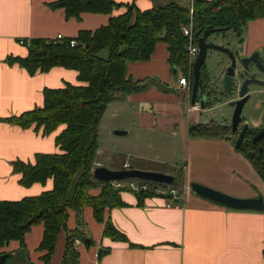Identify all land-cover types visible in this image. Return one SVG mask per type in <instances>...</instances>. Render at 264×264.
Listing matches in <instances>:
<instances>
[{
    "label": "crops",
    "instance_id": "obj_1",
    "mask_svg": "<svg viewBox=\"0 0 264 264\" xmlns=\"http://www.w3.org/2000/svg\"><path fill=\"white\" fill-rule=\"evenodd\" d=\"M53 1L0 0V199H20L52 188V178L29 186L20 184V174L13 171L12 162L22 160L33 163L36 153L59 152L55 136L64 127L60 124L50 133L42 134V128L36 129L34 125L21 127L3 121V118L41 106L45 87H61L67 82L80 83L75 69L53 66L47 71L29 74L18 63H9L6 58L27 55L28 48L20 40L52 39L57 34L74 37L79 30H94L106 24L111 15L123 13L125 2L131 0H118L123 3L110 13L82 12L79 18L66 17L62 7L49 5ZM134 2L141 10L153 6L151 0ZM241 36L239 50L242 53L264 51V13L247 20ZM168 56L167 44L158 41L148 59L127 62L126 75L134 80L150 78L152 81L146 89L120 96L111 103L120 101L124 111L133 108L137 123L146 129L160 128L174 134L176 127L190 155L191 163L187 161L186 172L182 171L180 175L172 166L166 167L153 161L136 165L129 163V167L158 170L170 173L174 178L177 175L181 184L176 187L171 183L177 189V196L168 205L167 197L151 193L139 201L136 192L111 183L113 188L103 210V218H110L126 240L112 239L103 234L104 221L95 219L90 205L82 207L80 224L75 211L69 209L67 228H80L90 240L86 243L78 239L75 245L79 252L78 264H264V209L232 208L203 197L190 187L191 178H202L199 177L198 166L203 162L201 156L204 150L212 144L223 151L218 154V159L223 161L211 165V168L220 166L227 176L213 181L198 179L199 183L234 196L253 197L256 191L252 181L260 183L264 177L257 173L244 153L230 143V138L189 135V126L202 120L188 114L196 110L188 109L191 102L184 92L186 113L182 110L181 100L173 92L178 83H170L172 74L178 70L171 67ZM197 150H200L199 154H196ZM195 155L200 156L196 158ZM105 157L104 150L98 146L93 167L99 158ZM123 163L111 159L109 168H123ZM101 188V183H97L88 192L96 196ZM42 233V223L33 224L25 233V255L20 252L19 241L15 239L7 241L0 252L12 254L10 264H39L43 253L38 250ZM65 238V230L61 229L50 264L61 263ZM99 247L105 252L98 259Z\"/></svg>",
    "mask_w": 264,
    "mask_h": 264
},
{
    "label": "trees",
    "instance_id": "obj_2",
    "mask_svg": "<svg viewBox=\"0 0 264 264\" xmlns=\"http://www.w3.org/2000/svg\"><path fill=\"white\" fill-rule=\"evenodd\" d=\"M122 3L118 0H55L49 5L62 7L66 17L79 18L82 12L110 13ZM125 6L123 13L111 15L106 24L94 30H79L76 36L64 37L62 41L32 38L24 43L28 48L26 56L6 58L9 63H18L29 74L47 71L53 66L75 69L80 83L45 87L41 106L3 118V121L21 127L34 125L36 129L42 128V134L50 133L60 124L64 127L55 136L59 152L36 153L33 163L12 162L13 171L20 174V184L29 186L52 178L53 186L37 195L0 199V248L15 239L19 241L20 252L27 254L24 235L33 224L42 223L38 250L43 253L39 264H50L61 229L65 230L66 238L60 264H78L79 252L74 240L84 241L87 237L78 227L67 228L66 221L68 210L72 209L80 224L84 205L92 207L97 221H104L103 234L126 240L110 218H103L113 186L111 181L95 179L92 166L98 148L99 119L108 103L146 89L152 81L150 78L134 80L126 75L127 62L148 59L155 44L164 41L171 67L187 75L190 64L184 48L183 25L191 21L196 38L208 26L215 29L230 27L242 33L247 20L264 13V0H194L192 14L179 0H164L162 4L144 10L139 9L134 0L125 2ZM70 38L75 39L74 45L69 44ZM103 48L108 50L106 58L99 55ZM188 132L191 136L221 134L215 125L200 123L190 125ZM236 148L263 177L264 154ZM179 181L174 178L172 185L177 187L181 184ZM97 183H101L102 188L93 196L88 190ZM136 193L139 201L150 194L145 191ZM11 258L12 254L6 253L5 263L10 264Z\"/></svg>",
    "mask_w": 264,
    "mask_h": 264
},
{
    "label": "rangeland",
    "instance_id": "obj_3",
    "mask_svg": "<svg viewBox=\"0 0 264 264\" xmlns=\"http://www.w3.org/2000/svg\"><path fill=\"white\" fill-rule=\"evenodd\" d=\"M163 2L164 0L152 1L154 6L162 4ZM99 55L102 57L107 56V48H103L99 52ZM179 74H181L180 70L176 71V74H172V80L170 83L175 85ZM260 77L264 78V73H262ZM173 92L179 96L182 110L186 113V95L179 88V86H176ZM109 103L110 105L105 108L98 123V146L104 150V154L106 155L105 158H99L98 161L102 163L103 166L109 168L111 166V159H115L117 163L123 161L124 163H131L133 165L143 161L149 163L150 161H153L156 162L155 164L164 165L166 167L172 166L173 170H176V172L178 171L180 175L182 171L186 172L187 161L189 164L191 163L190 155L187 153L186 145L180 139L176 127H174L173 130L175 132L174 134L160 128L146 129L137 123L138 121L136 119L135 112L132 110L133 108L131 110L124 111L121 108L120 101L117 100ZM114 108H116V110H114ZM263 111L264 86L256 85L250 91V97L243 105L241 116L250 127H258L264 124V121L262 120ZM210 112H213L217 122H221L223 121L221 116L226 112V109L217 108L210 110ZM188 114L190 116L196 115L202 120L210 113L208 110H201L191 111L188 112ZM115 129L125 130L126 133L121 135L113 134L112 132ZM216 140L219 139L216 138ZM230 143L233 144V139L231 137ZM206 149L204 150V155L201 156L203 162L201 161L199 163L200 166H198L199 177L202 178H191V182L197 181L198 179L201 181H204V179L212 181L222 180L227 176V173L222 171L220 166H216L214 169L211 168V165H214L218 161H221L222 163L223 160L221 157V159H218V154H222L223 151L219 149L216 144H212ZM199 153L200 150H197L196 154ZM195 156L197 158L200 155ZM221 163L219 165H221ZM193 167H195V165H193ZM177 168H179V170H177ZM179 179L180 178L176 175L175 181ZM260 180V183L255 180L252 182L256 195H261L264 200V178H261ZM149 182L153 181L149 180ZM200 183L204 184L202 182Z\"/></svg>",
    "mask_w": 264,
    "mask_h": 264
},
{
    "label": "water",
    "instance_id": "obj_4",
    "mask_svg": "<svg viewBox=\"0 0 264 264\" xmlns=\"http://www.w3.org/2000/svg\"><path fill=\"white\" fill-rule=\"evenodd\" d=\"M229 29L231 28L224 27L214 29L211 26H208L197 38L199 50L192 64L193 81L191 84L190 102L192 104L195 102L197 87L199 84L198 67L205 56L206 49L210 48L217 50L221 52L223 56L221 59L216 61V69L218 72H220L221 75V83L223 91L225 93V98L228 99L229 97H231L226 103V108L227 106L233 107L232 120L233 123H235L240 116L244 103L250 97V91L252 90V88L256 85L264 86V78H259L255 75L256 73H264V51H254L249 56L239 55L237 52H234L228 46V44L224 45L219 43L206 42V38L211 32L228 31ZM262 120L264 121V111ZM246 126L247 124H245L242 131L240 132L235 142V147L239 146L243 136V131ZM114 133L123 134L125 133V130L115 129ZM263 135L264 128L255 134V136L253 137V141ZM92 176L97 180L103 181L124 180L128 178H139L144 180L163 182L167 184H171L174 181V176L172 174L158 170L141 169L135 167L114 169L107 168L103 165L95 166L92 170ZM190 187L195 193L232 208H250L258 210L264 209V200L261 195H256L253 197H238L196 181H192L190 183ZM84 242L88 243L89 239L86 238ZM103 252H105L104 248H97L98 259ZM5 259L6 253H1L0 264H6Z\"/></svg>",
    "mask_w": 264,
    "mask_h": 264
},
{
    "label": "flooded vegetation",
    "instance_id": "obj_5",
    "mask_svg": "<svg viewBox=\"0 0 264 264\" xmlns=\"http://www.w3.org/2000/svg\"><path fill=\"white\" fill-rule=\"evenodd\" d=\"M242 39L243 38L241 36V32L232 28V29H229L228 31L211 32L207 36L206 42H209V43L213 42V43H219V44H224V45L228 44V46L234 52H237L239 55L249 56L254 51L244 54L239 50L242 45ZM222 56L223 54L221 52L214 50V49L207 48L205 51V56L198 67L199 84L197 87L194 104L195 103L198 104L199 109L196 111L208 110L210 113L209 115H207L206 117L202 119L200 124H204L208 126L215 125L218 131L221 132V134L218 136H222L226 138L231 137L233 139L234 146H235V142L240 132L242 131L245 124H247V126L245 127L243 131V136H242L241 142L238 147L247 148L248 151L257 150L258 152H262L264 154V135L257 138L255 141H253V137L258 131L264 128V124L258 127L256 126L250 127L248 123L245 122V119L241 116V113L238 119L236 120V122L233 123V120H232L233 107L227 106L226 108V103L231 97H229L228 99L225 98V93L223 91V87L221 83V75H220V72H218L216 69L217 68L216 61L221 59ZM192 64L190 65L188 69L190 84H192V81H193ZM255 75L261 78L260 77L261 74L256 73ZM217 108L226 109V112L222 114L221 116L223 120L221 122H217L215 120L213 112H210V110L217 109Z\"/></svg>",
    "mask_w": 264,
    "mask_h": 264
},
{
    "label": "built area",
    "instance_id": "obj_6",
    "mask_svg": "<svg viewBox=\"0 0 264 264\" xmlns=\"http://www.w3.org/2000/svg\"><path fill=\"white\" fill-rule=\"evenodd\" d=\"M184 6H186L189 9V12L192 14L193 12V3L194 0H179ZM183 35L186 37V43H185V51L187 53L188 62L191 65L198 53V41L195 37L192 22L190 21L188 24L183 25L181 27ZM64 36L62 34H57L53 39V41H62ZM21 43H28V40H20ZM69 44L74 45L75 39L70 38ZM177 83L180 89L187 94L188 98L190 99V93H191V84L189 81V72L187 75L185 74H179L177 78ZM189 110H198V104L193 103L189 106ZM100 165V163H95L94 166ZM92 166V170H93ZM123 168H129L128 163H123ZM111 183L115 187H121L130 189L134 192H140L145 191L149 192L151 194L160 195L162 197H167L168 202L167 205L173 202V198L177 196V189L172 186L171 184L162 183V182H149V180L139 179V178H128L124 180H114L111 181ZM79 241L78 239L74 240V243L77 244Z\"/></svg>",
    "mask_w": 264,
    "mask_h": 264
}]
</instances>
